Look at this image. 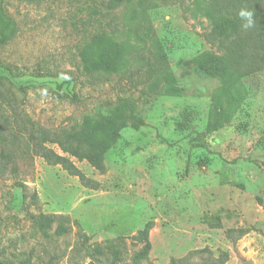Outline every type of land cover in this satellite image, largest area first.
<instances>
[{
  "label": "rangeland",
  "instance_id": "374dc122",
  "mask_svg": "<svg viewBox=\"0 0 264 264\" xmlns=\"http://www.w3.org/2000/svg\"><path fill=\"white\" fill-rule=\"evenodd\" d=\"M129 3L0 0V260L114 264L112 242L115 264H133L148 226L139 264H264V70L228 104L202 73L219 46L201 0ZM102 33L119 47L111 65L88 46ZM30 123L114 133L105 172L72 159L86 186L47 165Z\"/></svg>",
  "mask_w": 264,
  "mask_h": 264
},
{
  "label": "trees",
  "instance_id": "16d2710c",
  "mask_svg": "<svg viewBox=\"0 0 264 264\" xmlns=\"http://www.w3.org/2000/svg\"><path fill=\"white\" fill-rule=\"evenodd\" d=\"M104 2L109 12L121 7L130 8L129 0H104ZM201 4L202 16L211 26V36L218 41L219 46L218 56L211 57L210 66L203 69L202 73L222 83L221 89L227 93L224 98L227 99L228 104H232L235 93H238V89L234 90L236 85L244 77H250L264 70V0H201ZM242 8L251 9L255 13L256 27L248 31L241 28V21L237 16ZM0 41H3V37ZM88 46L95 53L94 60L103 57L100 63L102 66H106L107 63L111 65L113 63L111 54L119 49L114 39L105 33L94 36ZM162 75L166 81L172 80L168 71L163 72ZM166 92L174 94L172 82L166 84ZM218 102L214 100V104ZM28 141L27 149L34 152L35 156L41 158L47 165L59 166L68 175L77 177L86 186H91V182L76 168L72 159L86 162L96 172L104 173L106 155L115 141V135L109 130L105 131V128L98 129L92 126L49 132L30 123ZM49 145H55L58 151ZM42 221L47 226L51 222L48 218H42ZM204 222L214 228L221 227L218 218L205 217ZM149 230L150 228L146 226L131 239L132 244L140 246L131 259L133 264L145 260L151 250ZM118 249L112 242L106 245V250L113 258L114 264L121 260ZM95 253L104 254L99 248H96ZM223 257L227 259L228 256L224 254ZM0 264L8 263L0 260Z\"/></svg>",
  "mask_w": 264,
  "mask_h": 264
},
{
  "label": "clouds",
  "instance_id": "9594fccd",
  "mask_svg": "<svg viewBox=\"0 0 264 264\" xmlns=\"http://www.w3.org/2000/svg\"><path fill=\"white\" fill-rule=\"evenodd\" d=\"M238 19L241 21V28L248 31L256 27L255 13L251 9H240L237 13Z\"/></svg>",
  "mask_w": 264,
  "mask_h": 264
}]
</instances>
